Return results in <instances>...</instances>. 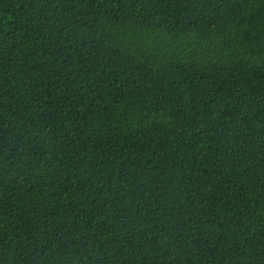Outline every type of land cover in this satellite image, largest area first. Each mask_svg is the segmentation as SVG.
Masks as SVG:
<instances>
[{"label":"trees","instance_id":"obj_1","mask_svg":"<svg viewBox=\"0 0 264 264\" xmlns=\"http://www.w3.org/2000/svg\"><path fill=\"white\" fill-rule=\"evenodd\" d=\"M0 264H264V0H0Z\"/></svg>","mask_w":264,"mask_h":264}]
</instances>
